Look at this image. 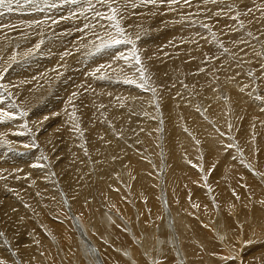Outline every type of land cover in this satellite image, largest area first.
Listing matches in <instances>:
<instances>
[{
    "label": "bare ground",
    "instance_id": "6f19581e",
    "mask_svg": "<svg viewBox=\"0 0 264 264\" xmlns=\"http://www.w3.org/2000/svg\"><path fill=\"white\" fill-rule=\"evenodd\" d=\"M12 2L4 0L0 11L29 42L21 49L11 37L7 43L19 47L17 55L8 53L11 60L32 51L46 32L32 21L51 17L58 5L62 16L89 28L74 31L83 38L68 45L74 33L56 26L52 42L61 47L41 48L44 61H29V69L20 65L34 79H11L16 68L4 75L10 58L3 54L0 107L17 119L0 124V141L9 142L0 146V257L8 264H264V100L255 99L264 97V0H226L233 10L220 17L213 13L222 5L203 0L188 7L182 1L176 11L159 0L129 6L121 39L134 41L145 29L155 36L153 46L172 43L146 50L139 36L140 65L116 59L131 45L95 51L97 37L116 35L107 21L104 29L95 26V11H108L97 0H17L16 12ZM40 62L41 79L30 66ZM55 62L63 66L58 75L47 64ZM102 64L111 67L91 75ZM20 111L51 113L43 123L27 116L24 123ZM56 119L60 130H46ZM46 142L56 143L57 159ZM250 247L255 255L248 262L240 252Z\"/></svg>",
    "mask_w": 264,
    "mask_h": 264
},
{
    "label": "rangeland",
    "instance_id": "374dc122",
    "mask_svg": "<svg viewBox=\"0 0 264 264\" xmlns=\"http://www.w3.org/2000/svg\"><path fill=\"white\" fill-rule=\"evenodd\" d=\"M17 1V0H16ZM16 1H14L13 0V2H12V4H15L14 6L12 5V9H15V12L17 11L16 9L18 8V7H21V5L22 4H20V3H17ZM70 2H74V3H76V2H79V0H69ZM89 1H92V3H94V0H89ZM121 1H123V0H117V5H120V2ZM166 1V0H165ZM183 1V0H182ZM181 1V2H182ZM233 1H235V0H233ZM246 2L248 3V0H246ZM7 4H10V1H8L7 2ZM18 4V5H17ZM192 4V3H191ZM116 6V5H115ZM148 5H146V7H147ZM16 7V8H15ZM149 7H151V6H149ZM188 7V6H187ZM130 7H128L127 9H129ZM139 9H142V7H140ZM152 9V10H151ZM148 8V11L149 12H153L154 10H153V8ZM138 10V9H137ZM78 11V9H76V10H74V11H72V12H70L71 14H73V12L74 13H76ZM165 11V10H164ZM14 12V13H15ZM195 12V14H196V11H194ZM193 11H191V12H189V13H191V14H193L194 13ZM140 13V11L138 12V13H134L133 14V16H137L138 14ZM49 15H52L51 17H45V16H43L42 18H37L36 20H33L32 21V24L33 25H36V26H39V25H43V26H45V28H46V32L45 33H43V31L41 32V35L40 36H38L36 39H35V41H34V43H36V44H40L41 46H40V48L39 49H37L35 46H36V44H35V46L33 45V49L31 48V49H29V51H31V52H28L27 54H25V55H22L20 58L18 57V58H15L14 60L12 59L11 60V58L10 57H8L9 55H8V53L9 52H12L14 55H17L18 54V51H16L17 50V48H19V47H21V49L22 48H24V47H26V43L25 42H29V37H28V33L27 32H25L24 30H22V29H18L17 30V28L16 27H18V26H20L19 25V23H15L14 25H15V27H13V25L10 23V19L9 18H7V17H5V19H4V16L3 15H6L5 14V11L4 12H2V11H0V25L2 26H0V29H3L4 31H6V33H4V34H1L2 36H0V44H3L2 46H3V48H2V50L0 51V62H3V61H5L7 58H10V63L9 62H7V67H6V69H5V73H4V75L9 71V76H10V70H12V69H14V68H16V71L14 70L13 71V77L11 78V79H17V78H19V77H22V76H28V77H30V78H32V79H34L33 78V76H32V73L31 72H28V73H21L20 71H19V68H20V65L21 64H23L24 66H25V68H28L29 69V67H28V62L29 61H35V60H37V59H41V60H43L44 61V56L43 55H41L40 54V52H43L42 51V49L41 48H46L47 50H51V49H59V46L61 47V45L59 44V41H53L52 42V37H56V35H58V32H56L55 31V28H56V26H58V25H61V24H67L68 25V27L70 28V35H72V33H74L73 35L74 36H76V37H74V36H71V38H68L67 39V44L69 45L71 42H74V41H77V42H79V41H81L82 39L81 38H83V36L82 35H80L79 34V32L80 31H82V30H84V27H82L81 25L80 26H77L76 25V22H77V19L74 17V16H70V18H68V19H61V17H65V15L64 16H62L63 15V12H62V6L61 5H58V7H56V8H54V9H50L49 10V13H48ZM147 14H148V12H147ZM2 15V16H1ZM149 16V15H148ZM8 20H7V19ZM143 19H145L144 18V16H143ZM137 20H138V17H137ZM8 21V22H7ZM53 21H58V23H53ZM4 22V23H3ZM159 22H160V20H156V21H154V26H157V25H159ZM8 23V24H7ZM5 27V28H4ZM76 30H79V32L77 31V32H74V31H76ZM142 31H145V29L144 30H140L138 33H137V35L135 36V38H134V41H136L137 39V36H140L141 37V39L145 42V49L147 50V49H149L150 48V50H159V49H161L162 47H164V46H170L172 43H165V41H159L158 43H155L154 44V46H153V41H152V39L155 37V36H153V37H150V36H148L145 32H142ZM24 32V33H23ZM8 34V35H7ZM14 34V35H13ZM15 34H16V37H15ZM63 34H66V30H63ZM125 34V33H124ZM140 34V35H139ZM10 35V36H9ZM54 35V36H53ZM21 36L23 37L22 39H21ZM8 37V39L6 40V38ZM12 37V39L11 40H15V38H18L17 40H19V41H17L16 43H18L19 44V47L17 46V48H16V46L14 47L13 46V44H8L9 43V41H11V40H9L10 38ZM14 37V38H13ZM125 38V37H124ZM126 38H129L130 39V37L129 36H127ZM3 40H5V41H3ZM9 40V41H8ZM133 40V39H132ZM41 41L43 42V43H41ZM4 42V43H3ZM6 42V43H5ZM8 42V43H7ZM150 44H151V46H150ZM7 45V46H6ZM122 45H124V44H122ZM150 46V47H149ZM30 47H32V45H30L29 46V48ZM13 48V49H12ZM14 51V52H13ZM17 53V54H16ZM3 54H5V55H3ZM158 56L159 54H155V56ZM4 56H5V58L6 59H3L4 58ZM11 56V55H10ZM102 56H103V54H102ZM156 56V57H157ZM157 59H158V62H162L163 61V59L161 58V56L159 55L158 57H157ZM1 60H3V61H1ZM47 64H49V67H50V69H49V71H51V70H53L54 71V74L55 75H58V73L60 72V73H62V71H63V66H60V65H54V64H56V62L55 63H47ZM32 68H33V73H34V75L36 74L35 72H39V74L38 75H40V77H39V79H41L42 77H44L45 76V63L44 62H40L37 66H32V65H30ZM12 67V68H11ZM10 68V69H9ZM4 70L2 69V71L1 72H3ZM58 71V72H57ZM70 73V75H69V77H68V79L69 80H71L69 83H71L72 85H74V80L73 79H76V76L73 74V73H71V71L69 72ZM27 74V75H26ZM53 73H51V75H54ZM4 75L3 74H1L0 73V82H1V79L4 77ZM63 75V74H62ZM64 76V75H63ZM12 102V101H11ZM157 110V109H156ZM51 112H40L39 113V115L38 116H36V112L35 111H29L28 112V115H27V117H28V119L29 120H36L37 122L38 121H41L42 122V120H43V118L44 117H46L48 114H50ZM40 116H42V119L40 120L39 119V117ZM160 117V114L158 113V118ZM178 118H180L181 120H182V122H184L185 123V121H184V119H183V117H178ZM21 119L23 120V122L25 123V120H24V117H21ZM262 120V119H261ZM160 122V121H159ZM43 123V122H42ZM160 124V123H159ZM60 121L58 120V119H56L54 122H52V123H50V124H48L47 126H46V130H60ZM160 127V128H159ZM157 130H159L158 132H159V134H161V125H158L157 126ZM43 134H45V132H42V134L40 135V136H42ZM44 146H45V148H46V151L51 155V157H52V159H57L58 158V153H57V148H56V143H51V142H46L45 144H44ZM240 254H244V257L245 258H242V259H245L246 261H252L253 259H254V255H255V253H254V251H253V249L250 247V248H248L247 250H244V251H242V252H240Z\"/></svg>",
    "mask_w": 264,
    "mask_h": 264
},
{
    "label": "snow or ice",
    "instance_id": "6c2138e0",
    "mask_svg": "<svg viewBox=\"0 0 264 264\" xmlns=\"http://www.w3.org/2000/svg\"><path fill=\"white\" fill-rule=\"evenodd\" d=\"M160 3H164L165 0H159ZM0 3H4V0H0ZM97 3L100 4L102 7H106L107 8V12H102V11H95V18L96 19V25L100 27L101 29L105 28V23L104 21L108 22L107 27H110L112 29H115V36H109V38L107 39H102L100 37H97V39H100V43L96 44L95 47V51H100L102 49H107V48H114L117 45L120 44H125V45H131V51L130 53L126 56L125 54L121 53L118 57H116V59L120 60L123 59L125 61H129V60H134L136 65H140L141 64V58L140 56L137 54V49H136V44L132 39L129 38H123L121 39L120 37L124 36V29L121 27V20L123 19V11H125L129 6H131L132 8H137L138 6L141 5H156L158 3V0H139V4L132 2L129 5L128 0H126V2L122 5H117V0H97ZM166 3L168 4L169 11H176V8L173 7L174 5H179L181 3V0H166ZM192 0H183V4L186 6H191ZM203 3L205 5L211 3V4H219L222 5L217 12L213 13V16L215 17H220V16H228L232 10H233V5L228 4L226 2V0H203ZM116 5V6H114ZM89 7H92L91 4H89ZM202 11H207L206 9H202ZM261 11H264V8L261 9ZM251 13V9H248L246 13H244L245 15L250 14ZM241 13L240 12H236L235 16H231L230 18L234 21H238L239 17H240ZM208 19H211L212 17H207ZM61 19H67V17H61ZM53 23H58V21H53ZM240 23V27H243V21H239ZM201 27L208 29L209 25L207 23H204L201 25ZM89 25L85 24L84 25V29H88ZM236 31H238V29H236ZM93 35H95V33H93ZM249 35H251V33H249ZM140 37L137 36V40H139ZM41 43H43L41 41ZM171 43V42H170ZM40 44H36V48L39 49L40 48ZM220 47H223V45H220ZM223 51L226 53L228 52L227 48H224ZM65 56L67 55H71L70 51H65V53L63 54ZM13 60L15 59V57L12 58ZM105 67H111L110 65H99V67L93 72L91 73V75H95L96 72H99L100 69L105 68ZM262 69H264V65H262ZM141 71V83L138 85L141 88H144L147 81L144 79V75H143V69L140 70ZM201 71H203V69H201ZM247 75L249 77H251L253 75V73L251 71H249L247 73ZM100 79H104L105 76L103 74H101V76L99 77ZM125 83L128 84H132L135 83L134 80L131 79H126L124 81ZM6 87L5 85H0V88ZM247 87V86H245ZM244 89H241V91H243ZM153 91H155V89H153ZM77 93H73V96H76ZM255 99L257 100H264V97H261L259 95L255 96ZM13 108H15V105L12 106ZM18 115L20 117H24L27 116L28 113L25 111H20L18 113ZM17 119V113L14 111H8L5 110L3 107H0V124H3L5 122H10V121H15ZM45 120L48 119V117H44ZM25 127H27V125H25ZM22 134V133H17ZM0 146H9V142L7 140L4 141H0ZM25 148H29V147H35L34 144L32 145H24ZM229 148L232 147V145H228ZM14 150V149H13ZM34 166H38V165H34ZM235 194V193H234ZM261 203H264V201H261ZM193 207H197V205H193ZM4 233L0 232V237H3ZM0 264H8L7 259L0 257Z\"/></svg>",
    "mask_w": 264,
    "mask_h": 264
}]
</instances>
